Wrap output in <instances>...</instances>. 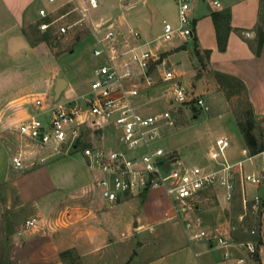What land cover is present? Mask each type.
<instances>
[{"label": "crops", "instance_id": "1", "mask_svg": "<svg viewBox=\"0 0 264 264\" xmlns=\"http://www.w3.org/2000/svg\"><path fill=\"white\" fill-rule=\"evenodd\" d=\"M66 1L67 0H54L52 3L49 2L50 5L48 7H40H57L56 14H60L68 11L72 6ZM76 1L80 5H86L88 2V0ZM139 1L140 0H118V4L120 8L126 7L127 9H132L139 3ZM212 1L213 0H190L192 34L186 38L175 37L178 38V40L174 42L163 44L160 39H156L161 28L159 33L154 32V28L158 24H162L164 19L170 21L173 25L177 24L176 19L171 16L170 9L171 6H173L176 14L174 0H143L142 5L145 8L139 9L137 12L138 14H135L136 16L133 17L138 23L140 31L134 29L135 27L130 24H127V30L117 32L122 37L125 43L124 46H132L144 42L151 52L160 55L161 59L164 60L168 67L171 65L170 58L172 56L177 55V57H180L178 55L181 52L189 51L193 61L197 63V67L204 66L209 72V76L212 74L214 77L215 72H220L239 79L246 91V96L251 105L255 121L257 120L260 124H264V38L260 53L258 55L255 54L256 28L257 26L262 25L264 20V12L261 9V3L263 0H237L229 6L227 4L223 5L219 0L220 5L215 6ZM33 2L34 0H0V193L11 197L12 200H17V203L21 202L22 204L31 205V211L27 213L25 219L34 218V216H42V218L46 220H51L48 218H51L49 212L54 201L57 198L70 195L72 189L79 187L81 190L85 184L81 186L76 184L74 185V188L72 184H68L65 181V179H68L67 174H62L64 166L59 159H56L63 157V155L52 154L50 149L44 146L28 143L23 144V165L19 168H14L11 163L13 137L3 133L4 128L14 124L19 118L24 119L27 117V113L30 111L31 107L36 109L33 105V99L35 97L44 94L48 95L50 94V90H53V95L48 96L51 98L54 97L56 80L58 78H64L59 77V68L55 64L54 59L51 60L54 56L48 47V41L34 40L33 43L29 41L30 36L25 29L29 27L33 21H36L37 19L40 20L35 8L32 7ZM228 7L230 8L229 25L231 29L227 35L225 49L221 51L217 47L212 13ZM237 9H240V13H242L241 18L235 13V10ZM149 17H151L152 22L150 27H148L147 24V22H150ZM74 18H76V14L75 12H72L65 17V20L69 22ZM88 22L99 32L100 27H110L112 19L109 16H103L99 19L94 18L92 13H89ZM82 29H84V26H76L71 32L74 33L75 31ZM85 29L87 28L85 27ZM131 30L138 31L140 37L135 39ZM244 31L251 32V35L245 36L243 34ZM59 36H62V34ZM77 39H79V37L76 36L75 40ZM50 42L52 46L65 45L64 38H53ZM189 42L192 43V46H187ZM70 52H72V50ZM37 57L39 58L38 61ZM46 57L47 61L43 62L40 60ZM174 59L177 64L182 62L179 58L175 57ZM156 64L157 63L151 64L149 68V72L154 79L160 77L158 69H160L161 66ZM41 70L49 73L43 77L42 81H40ZM171 70L173 71V69ZM65 81L66 86L61 91L59 95L60 98H62L63 93H65L63 98H72L84 93H72L67 79H65ZM151 87L152 86L144 87L142 90L143 92H147ZM218 87L221 88L217 83L215 88L217 89ZM221 89L220 90L223 92V88ZM49 97L47 98V101L49 100ZM18 116L20 117L16 119ZM82 128V145L87 144L89 141L93 144H102L106 147L114 148L117 146V142L113 136L112 143L108 142L106 136L109 135V133L111 134V131L108 129H104L101 133L96 131L90 135L88 127L82 126ZM100 138L101 141H98ZM218 139H223L221 145L222 153L229 162L234 163L245 158L241 151L242 148H247L245 143L239 150V154L243 156L241 159L236 157L237 152L234 149L228 148L230 147V144L226 143L225 137L222 135L217 136L215 139L216 142ZM258 148H261V141L258 142ZM211 151H209L208 154V158L211 161H206L203 164V167H201L204 171L212 170L216 166V162L210 158ZM257 155L258 154H255V157ZM5 157L7 166H3L4 160L2 159H5ZM219 159H222V155L219 156ZM48 162H51L50 164H52V167L50 164H47ZM87 169L91 176H93V172L88 167ZM53 170L56 171V173L53 174ZM60 174L62 175L61 178L59 176ZM59 178L62 179V182L65 183V185L59 186ZM213 189H216L220 196H224V191L222 189ZM210 190L212 189H207L201 194ZM255 190V193L262 192V188L255 187ZM80 193L81 196H84L83 190ZM87 195L88 194L85 196ZM129 195L121 197L116 203L124 200ZM234 196L240 197L238 188L233 192V197ZM113 204L114 203L111 205ZM102 219L108 221V231L106 234H102V232L101 234L98 233L96 225L90 224L85 232L78 236L77 239V241H81L82 239L83 242L88 244L87 247L89 251L87 252L97 264H115L116 259L119 260V264H235L236 259L233 258V255H235L236 251L240 252L242 250L239 246L232 244L228 248L231 256L227 259L222 258V261L216 262L213 256L209 254V251L213 247V240L204 238L188 242L180 227L181 224L179 221L172 222L170 225L168 224V226H165L162 229H157V226L162 224L164 218L163 220L152 219L153 221L150 223L147 221L141 223L138 219L134 222V228L137 230L148 228L149 231L152 232L151 235L146 236L143 241L140 240L138 244L144 246V244L147 243L148 247L149 245L152 246V244H157L159 245L158 249L161 251H156L151 254L149 253L151 249H148L146 255L139 257L138 255H135L137 253L135 250L133 251L128 244L127 247L121 251L119 256H117L113 250L115 253H113L114 261L111 262L109 254L105 256L106 254H103V250L106 248H108V250L111 249V245L117 240L110 239L109 235L110 232L115 231V222L110 220L108 213H104ZM171 225L173 226L172 228H170ZM176 226L181 229L182 237H180L175 245L162 249L161 243L168 244L170 242L168 239L172 238L171 235H173L172 232L173 229L175 230ZM154 228H156V230H154ZM129 232L131 233L130 230ZM208 232L212 236L224 235L217 227L208 228ZM262 235V245L264 246L263 232ZM117 238L123 240L122 236ZM201 241L202 243L206 242L208 248L203 251H197L195 246ZM61 242L64 243L67 241L65 238L64 240H56L55 238L48 237L47 234H29L28 232V234H24L22 241H20L21 245L17 253V264H51L54 259L57 260L58 248L61 246ZM14 243H17V241L15 240ZM261 248L262 246L260 247V250ZM85 250V247L81 250L83 255H85ZM101 250L102 252H99ZM200 252L204 253L202 257L199 256ZM134 257L136 258L135 260ZM56 264L60 263L56 262ZM259 264H264V256L262 254H259Z\"/></svg>", "mask_w": 264, "mask_h": 264}, {"label": "rangeland", "instance_id": "2", "mask_svg": "<svg viewBox=\"0 0 264 264\" xmlns=\"http://www.w3.org/2000/svg\"><path fill=\"white\" fill-rule=\"evenodd\" d=\"M142 1L143 0H140L132 9H127L126 7L120 8L118 0H97L96 8L89 11L88 14L92 13L93 17L98 19L103 16L111 17L112 24L110 27L115 32L127 30V24L139 30L138 23L133 17L136 16L135 14H138L137 12L139 9L145 8L142 5ZM219 1L223 5L227 4L229 6L237 0ZM49 5V2L45 0H34L32 7L35 8L37 12L38 7H48ZM261 5V9L264 12V0ZM170 9L172 18H175L177 21L174 7L171 6ZM227 9L230 11L229 7ZM235 11L236 15L241 18L242 13H240V9ZM38 21V19L33 21V23L25 29L31 40H37L38 36L43 34V32L38 29ZM149 21L150 22H147L148 27L152 25L151 17H149ZM160 24L154 28V32L159 33L161 28ZM105 30V27H100L99 34L102 35ZM47 33L49 37V40H47L49 44L48 47L54 56L51 60L54 59L55 64L59 68V77L67 79L72 93L80 94L87 91L93 79V68L103 61L102 58L92 55L95 41L89 29L84 28L74 33L68 31L66 34L59 36L55 32V28H52ZM76 36L79 37V39L75 40ZM53 38H64L65 45L58 46L56 44L57 46H52L50 41ZM176 40H178V38H173L168 41L161 40V42L164 44ZM187 46H192V43L189 42ZM71 50L72 52H70ZM178 56L180 57H177V55L172 56L170 58L171 65H169V68L173 69L175 73V78L170 81H159L157 80L158 78H155V84L151 89L147 90V92H143L141 88L140 93L131 99L132 105L136 108V111L142 115H154L165 110L169 112L170 119L159 121L161 138L158 144L167 152L174 151V154L178 155L182 164H192L203 167L206 161H211L208 158L209 151L218 149L215 139L217 136L221 135L226 138V143L230 144L228 148L234 149L237 152L236 157L242 159L243 156L239 154V150L244 144V140L238 128L233 111L234 109L238 111L245 108L243 98L240 95L227 96L225 90L222 92L221 88L218 87L216 89L215 85L217 81L215 78L212 74L209 76L210 74L204 66L197 67V63L193 61L189 51H183ZM175 57L179 58L182 62L180 64L175 63ZM38 60L39 58L37 57V61ZM40 60L43 62L47 61V57ZM48 74V72L41 70L40 81ZM173 82H179L180 85L185 88L188 100L202 97L205 105L208 106V110H204L203 108L199 109L196 106L193 107V103L191 102L182 105L176 103L170 104L169 100L172 97L171 86ZM52 91L53 90H50V94L48 95L52 96ZM64 94L65 93L62 94V97ZM35 111L36 109L31 107L27 116ZM19 117L20 116L16 119ZM42 117L44 116H41V118ZM49 118L50 116L47 117V119ZM21 119L19 118V120L13 122L17 123ZM255 133L264 141V124H260L257 120L255 121ZM106 138L108 142L112 143V133H109ZM98 141H101V138L98 139ZM56 159H59L64 166L62 174H67L68 179H65V181L68 184H72L73 188L76 184L78 186L85 185L81 190L79 187L72 189L70 195L57 198L54 201L49 212L51 218H48L51 220H46L42 218V216H34L36 221L30 228L26 229L23 234H18V231L22 229V223L27 213L31 211V205L22 204L21 202L17 203V200H12L11 197L0 193V264H17V253L21 245L20 241H22L24 234H28V232L29 234H47L48 237L55 238L56 240H64L65 238L67 242L60 243L61 246L58 248L57 260L54 259L51 264H56V262L60 264H97L87 252L89 251L87 247L88 244L83 242L82 239L81 241H77V239L78 236L85 232L90 224L96 225L98 233L101 234L102 232V234H106L108 231V221L102 219L104 213H108L110 220L115 222V231L110 232L109 235L110 239L117 240L111 245V249L108 250V248H106L103 250V254H106L105 256L109 254L111 262L114 261V251L116 255L119 256L121 251L124 250L128 244L131 249H133V251L135 250L137 253L135 255L139 257L146 255L148 249L152 250L149 251L151 254L156 251H161L158 249L159 245L157 244H152V246L149 245L148 247L147 243L144 242L146 244L140 246L138 244L140 240L143 241L144 238L151 235L152 232H150L148 228L137 230L133 225L138 219L141 223H145L146 221L150 223L153 221L152 219L163 220L164 218L162 224L157 226V229H162L172 222L179 221L177 218H171V203L162 189L131 194L119 203L114 202V204L111 205V202H108L100 195L99 188L94 183L95 176L99 174L94 173L93 176H91L85 165L86 158L81 149L72 150L68 155H63V157ZM2 160H4L3 166H7L6 157ZM263 162L264 154H258L256 157L254 155L251 161H244L242 166L245 172H251L255 169L258 170ZM50 163L51 162H48L47 164L49 165ZM50 165L52 167V164ZM171 167L173 171L177 170L179 169V164L172 163ZM54 173H56V171L53 170V174ZM59 176L61 178L62 175L60 174ZM60 178L58 179L59 186L65 185ZM82 190L84 196L80 195ZM245 191L246 195L249 197L256 192L255 187L249 184L245 185ZM86 194L88 195L85 196ZM239 202L241 203V198L239 196L227 201L224 199V196L222 197L218 194L216 189H212L189 202L191 207L189 209L187 208V212L190 216L187 218L193 220L198 219V228L207 231L208 228L217 227L226 235L225 237L230 240L231 238H229L228 233L232 229L237 228V223L240 221V214L245 212L243 216H247L249 221L251 220L250 222L253 229L256 227L255 212L251 214L247 207H243L242 203V211L235 217L233 214L234 208L236 206L239 208ZM235 218H237V220H235ZM263 220L264 208H262L260 212V231L258 233L261 237L263 236L262 232L264 233ZM172 227L171 225L170 228ZM180 227L183 230L182 225ZM181 229L176 226L175 230L173 229L172 238L168 239L170 242L168 244L161 243V248L165 249L171 245H175L180 237H182ZM193 229L196 230L197 228L193 227ZM154 230H156V228H154ZM253 235H255V233ZM119 236H122L123 240L118 239L117 237ZM15 240L17 243H14ZM212 242L213 247L209 251V254L213 256L216 262H220L222 261L225 249L218 246L216 240ZM261 246L262 248L260 250ZM84 247L86 248L85 255H83L81 251ZM195 247L197 251H203L208 248V245L206 242L202 243L201 241L198 242ZM255 247L256 257L255 254L254 256H250L244 250H241L240 252L236 251L233 258L236 259L242 255L246 258V264H259V254L264 256V246H257L255 243ZM60 252H62V254H60ZM99 252H102V250ZM203 255L204 253L200 252L199 256L202 257ZM135 259L134 257V260ZM115 264H119V260L116 259Z\"/></svg>", "mask_w": 264, "mask_h": 264}, {"label": "built area", "instance_id": "3", "mask_svg": "<svg viewBox=\"0 0 264 264\" xmlns=\"http://www.w3.org/2000/svg\"><path fill=\"white\" fill-rule=\"evenodd\" d=\"M66 2L72 6L60 14H56L57 7L38 8V29L46 32L55 28V32L60 35L73 31L76 26H84L89 29L95 41L92 55L103 61L93 68V79L87 91L72 98L50 97L48 101L47 94L39 95L33 99L36 107L34 113L3 129L4 134L13 137V167L23 165L22 146L25 143L47 147L55 155H68L72 150L81 149L86 158L85 165L93 174H99L95 176L94 182L100 195L108 202L114 203L129 194L162 189L171 203V218L179 220L188 242L200 238L216 240L218 246L225 249V259L231 256L228 248L232 244L254 256V241L234 242L224 235L212 236L207 230L198 228V219L187 218L190 216L187 208L191 207L190 201L199 197L203 191L213 188L222 189L227 201L233 198V192L238 188L244 208H248L249 202L253 212L264 208V162L258 170L245 172L243 161H251L255 154H249L247 148H242L245 158L229 162L222 153L223 139H218V149L210 152V158L216 162V166L209 171H204L198 165L182 164L174 151L167 152L158 141L161 138L159 121L170 119L169 112L165 110L154 115H142L136 111L131 99L139 94L141 88L155 84L156 80L149 72L151 64L161 66L158 69L159 81L173 80V71L144 42L124 46L120 34L108 26L100 35L88 22V12L97 6V0H88L86 5H80L76 0ZM174 3L177 24L173 25L164 19L156 39L168 41L175 37L191 36L190 0H174ZM212 3L220 5L218 0ZM72 12H75L76 18L68 22L65 17ZM131 32L135 39L140 37L138 31ZM243 34L249 36L251 32L244 31ZM171 94L170 104L191 102L193 107L208 110L202 97L188 100L186 90L179 82H173ZM82 126L89 128L90 135L108 129L117 146L106 147L89 141L82 145ZM256 154H264V149L260 148ZM172 163L179 164V169L173 171ZM246 184L262 188V192L249 197L245 191ZM244 213L239 215L240 221ZM35 221L36 218L26 219L18 234H23ZM250 233L254 234L255 229L252 228ZM235 262L246 264V258L241 255Z\"/></svg>", "mask_w": 264, "mask_h": 264}, {"label": "trees", "instance_id": "4", "mask_svg": "<svg viewBox=\"0 0 264 264\" xmlns=\"http://www.w3.org/2000/svg\"><path fill=\"white\" fill-rule=\"evenodd\" d=\"M212 18L215 26V33H216V40H217V47L219 50H224L226 46L227 41V35L231 29L229 22H230V11L229 9L225 8L221 11L213 12ZM263 25L264 20L262 22V25L257 26L256 28V46H255V54L258 55L260 53L263 38H264V31H263ZM48 31L43 32L41 36H38L37 40H49L48 37ZM29 41L33 43L34 40H31L29 37ZM208 52V51H206ZM214 77L225 90V93L227 96H235L240 95L244 100L245 108L241 110H235L233 111V114L236 118V122L238 125V128L240 130V133L242 134L245 146L249 150L250 154H256L258 152V142L261 141V149H264V141L255 133V119L253 117V112L251 109V105L247 99L246 91L240 82L239 79L227 75L225 73L215 72ZM204 194V193H203ZM236 196L233 197L235 199ZM240 206L239 208L236 206L234 208V215L240 213L242 211L241 203L239 202ZM262 208H259L257 212H255V235L250 233V230L252 229L251 226V220L249 221V218L247 216H243L242 220L237 223V228L232 229L228 236L231 238L234 242L239 241H247L252 240L254 241L257 246L262 245V237L258 233L260 231V212ZM248 211L253 214L251 202L248 203ZM237 220V218H235ZM62 254V252H60ZM255 253V257H256Z\"/></svg>", "mask_w": 264, "mask_h": 264}, {"label": "water", "instance_id": "5", "mask_svg": "<svg viewBox=\"0 0 264 264\" xmlns=\"http://www.w3.org/2000/svg\"><path fill=\"white\" fill-rule=\"evenodd\" d=\"M66 86V81L64 78H58L55 82V86H54V98H58L61 91L64 89V87ZM258 150H260V148H258ZM165 168H167V165L165 166Z\"/></svg>", "mask_w": 264, "mask_h": 264}]
</instances>
